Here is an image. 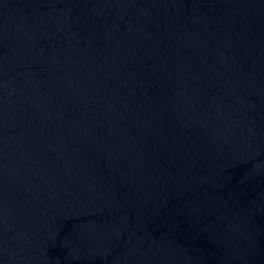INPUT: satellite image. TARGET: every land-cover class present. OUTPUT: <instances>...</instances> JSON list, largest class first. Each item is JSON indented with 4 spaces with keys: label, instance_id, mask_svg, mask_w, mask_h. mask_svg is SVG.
Returning <instances> with one entry per match:
<instances>
[{
    "label": "water",
    "instance_id": "water-1",
    "mask_svg": "<svg viewBox=\"0 0 264 264\" xmlns=\"http://www.w3.org/2000/svg\"><path fill=\"white\" fill-rule=\"evenodd\" d=\"M0 264H264V0H0Z\"/></svg>",
    "mask_w": 264,
    "mask_h": 264
}]
</instances>
